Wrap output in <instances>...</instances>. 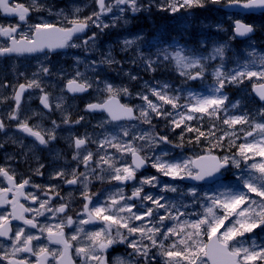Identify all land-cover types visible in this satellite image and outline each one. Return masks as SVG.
I'll return each instance as SVG.
<instances>
[{
	"label": "snow or ice",
	"instance_id": "1",
	"mask_svg": "<svg viewBox=\"0 0 264 264\" xmlns=\"http://www.w3.org/2000/svg\"><path fill=\"white\" fill-rule=\"evenodd\" d=\"M93 3L95 9L89 15L81 17L82 8L74 7L71 14L64 10L56 13L61 19L54 23L44 17L32 21L33 11H43L38 0H31L27 6L19 0H0V14L6 19L18 18L16 23H0V37L4 38L0 57L42 54L47 61L41 62L31 77L19 72L26 83L0 84V88H13L12 96L0 97V104L13 101L6 114L0 112V133L7 135L14 124L17 132L32 142L26 144L19 138L12 142L19 143L25 162L29 156L36 162L35 168L30 167L31 174L19 179L14 168L0 164V238L9 241L0 245V264H140L137 258H142L143 264H264V236L257 237V230L264 233V83L252 85L261 102L256 109L245 108L241 99L233 101L227 91L234 87L243 92L245 81L253 78L264 81V55L257 53L253 40L257 25L244 19L256 11L264 16V0ZM221 4L234 10L225 12L228 27L225 18L204 27L224 33L228 39L215 43L206 55L166 36L169 20H176L187 31L191 23L188 17H194L195 10ZM153 8L167 13L168 20L163 26L157 24L154 34L142 29L130 32V38L121 41V51L131 52L130 62L147 72L174 65L180 84L144 81L135 93L140 104L120 103L118 96L132 97L130 87L118 86L99 74L103 65L111 68L122 64L110 48L101 54L100 61L86 63L95 79L77 71L66 83L67 92L72 94L89 90L107 94L102 101L85 106V113L107 114L93 125L100 131L68 138L76 165L70 171L67 162L58 166L63 159L60 152L46 164L39 153L51 151L61 124L71 127L86 121L85 115L71 119L64 108V95L53 108L50 94L41 86L43 77L54 75L47 66L50 57L68 49L95 51L105 30L121 22L127 26L137 14L151 15ZM177 14L181 16L177 18ZM260 28L264 30V24ZM149 35L152 39L147 38ZM188 35L194 39L192 33ZM200 35L204 38L197 43L203 48L208 39L206 34ZM238 38L246 44L247 56L229 68L226 54ZM73 58L81 63L78 55ZM217 60L219 63L213 65ZM120 71L123 69L118 74ZM123 75L130 81L141 79L131 71H123ZM196 81L200 91L193 83ZM31 89L42 93L39 99L44 110L61 112L60 122L52 120L49 128L31 123L32 117L45 115L42 110L31 116L23 113L22 101ZM154 120L164 122L162 131H157ZM177 130L174 141L169 133ZM93 144L94 151L90 148ZM188 147L193 152L184 155ZM174 149H180V154H174ZM12 159L5 157L6 162ZM81 165L84 171L79 170ZM49 167L50 182L35 183L33 177H44ZM148 167L157 175H142L137 181L138 173ZM229 171L232 177L227 176ZM93 180L108 187L93 192ZM60 182L80 193L82 207L74 215L69 211L75 197L72 192L67 199L62 196ZM129 183L130 194L126 192ZM21 199L31 203L25 206ZM13 221L20 224L13 225ZM66 229L71 230L70 237ZM117 245L132 250L126 253L127 258L117 255L109 259L110 250Z\"/></svg>",
	"mask_w": 264,
	"mask_h": 264
},
{
	"label": "flooded vegetation",
	"instance_id": "2",
	"mask_svg": "<svg viewBox=\"0 0 264 264\" xmlns=\"http://www.w3.org/2000/svg\"><path fill=\"white\" fill-rule=\"evenodd\" d=\"M19 2L26 4V2L24 0H19ZM54 3H56V2H54ZM64 3H65L66 6H63L62 9L70 7L72 2L70 1V4H69V1L65 0ZM17 20H18V18H16V19L7 18L6 19V18L3 17L2 14H0V23H4V24L16 23ZM2 42L3 41L1 40L0 43H2ZM15 81H17V82L18 81L19 82L22 81V82L26 83V80L23 79L22 77L17 78ZM5 82L9 83L10 85H15L10 80H6V79L1 80L0 79V84L5 83ZM12 95H13V88L12 87L0 88V97H2V96H9L10 97ZM25 96H26V94L24 95V98H23V101H22V103H23V113L28 115V116H31L32 113L35 110L34 109L28 110V107L36 105V102L35 101H30V102L25 101ZM12 104H13V101H11V100L7 101V103H5V104H0V112H3V113L6 114L7 111L10 110V107H11ZM6 123H7V121H6ZM31 123L40 124L43 127V119L42 118L32 117ZM17 138L23 139L24 143H26V144H31V142H32L31 138H24V134L17 132L16 128L14 127V124H13V126H11L8 129L7 135H5L4 133H0V143H3V145H4L3 148H0V164L7 163L12 168H14L16 170V173H17V178L19 179V178H23V177H26V176L30 175L31 174L30 173V167L31 168H35L36 167V162H35V159L32 158L31 156H29L27 162H25V158L21 154V149H20L19 143H13L12 142L13 139H17ZM73 152H74V150H72V152L70 154H68L67 151H66L65 152V156L63 157L62 165H64L65 162H67L68 165H69V169H68L69 171H70V167H74V162L73 161H71V162L68 161V157H71ZM39 155L41 157H43V152L39 153ZM6 156H12V157H14V159H12L11 161H7L6 162L5 161V157ZM50 172H51V169L47 168L45 170L44 177L34 176L33 180L35 181V183H38V184L49 183L50 182L49 181V173ZM0 179H2V178H0ZM51 183H57V181H51ZM60 183H61L60 193L63 194L64 197L67 199L68 198V194L66 192V185H64L62 182H60ZM29 191H34V190L33 189H29ZM75 200H76V198H75ZM58 202L59 201L57 199L56 204H58ZM21 203H24L25 206H28L31 202L30 201H24L23 199H21ZM77 204H78V202L74 201L73 204H72V207H74V205H77ZM8 210L11 211L10 208ZM72 211H73V208L71 209V212ZM43 219L44 218H40L41 222H43Z\"/></svg>",
	"mask_w": 264,
	"mask_h": 264
},
{
	"label": "rangeland",
	"instance_id": "3",
	"mask_svg": "<svg viewBox=\"0 0 264 264\" xmlns=\"http://www.w3.org/2000/svg\"><path fill=\"white\" fill-rule=\"evenodd\" d=\"M212 11V14L214 15V16H218V19L217 20H215V21H213L212 22V18H207V20H201L200 22H198L197 23V28H198V31H201L200 32V34L201 33H204V34H206V36H207V39H208V43H207V45L206 46H204L203 48H200V46H199V44L197 43V41H199L200 39H202V38H204L203 36H201L200 34H198L197 35V38H196V40H194V44H193V47H196L200 52H202L203 54H207L209 51H211V49H212V47L214 46V44L215 43H218V39L219 38H222V37H224V39L225 40H227L228 39V36L227 35H225L224 33H217L216 32V30L214 29V28H205L204 27V25H206V24H214V23H216L217 21H219L220 19H222V18H225V14H217V11L216 10H211ZM66 14V13H65ZM253 23H255L256 25H257V31H258V34L257 35H255V36H253V40H255L256 41V48H257V53L258 54H261V55H264V30H262L261 28H260V25L261 24H264V16H262V20H257L256 18L255 19H253V21H252ZM122 23V22H121ZM229 21L227 22V19L225 18V26L226 27H228V25H229ZM121 26H118V30H120V35H118L117 36V39H118V41L121 43V41L124 39V38H126V37H129V33L130 32H136V31H139V30H141V29H135V30H133L132 29V26L131 25H127V26H125L124 28H120ZM201 28H202V30H201ZM143 30V32H146V30H144V29H142ZM230 34V33H229ZM130 38V37H129ZM180 44V43H179ZM181 45V44H180ZM195 45V46H194ZM188 46V45H187ZM121 48H122V44H121ZM124 53V52H123ZM234 54L233 55H231V63H230V65H227L229 68H232V67H235V64H236V61L237 60H239L240 62H243L244 61V59H245V57L247 56V52H246V44L245 43H243V42H241L240 43V48H238V49H235L234 50V52H233ZM114 55V54H113ZM115 56V55H114ZM85 61H87L88 63L91 61H88V60H85ZM82 63V62H81ZM217 63H219V62H217V61H212V64L213 65H215V64H217ZM19 64H21V62L20 63H15V62H10V67L12 68V69H15V67L17 66V65H19ZM75 64H77L76 63V61H75ZM80 64V63H79ZM173 67H174V65H173ZM123 70L124 71H131V69H129V68H123ZM52 71H54V70H52ZM209 71H211V69H209ZM132 72V71H131ZM133 74H135L134 72H132ZM101 76H103V77H105V78H107V79H109L110 80V82H112V83H114V84H116V85H118V86H120V85H126V86H129L128 84H129V82H131L126 76H124L123 75V72L122 73H119L118 74V72H114V76L111 78V77H108V76H104L102 73H99ZM92 79H95V76L94 77H92ZM211 80V77L209 76V78H208V81H210ZM144 82V81H143ZM143 82H141V85L143 84ZM247 82L248 81H245V85H244V91L243 92H241L240 90H238V89H236V88H234V87H232L233 89H235L236 91H234L233 92V94H232V96H230L231 98L236 94V92H239L238 93V96L237 97H235L234 98V100L233 101H235V100H237V99H241L242 100V98L243 97H246V96H249V94H247V91H248V86H247ZM256 82H260V81H257L256 80V78H253V80L251 81V82H248V83H250V84H252V83H256ZM194 83V85H195V82H193ZM200 83V82H199ZM229 89V88H228ZM201 89H198L197 91H200ZM96 92V91H95ZM249 93V92H248ZM96 94H98V95H100L99 93H97L96 92ZM133 94V93H132ZM256 109V108H255ZM60 115L62 116V114H61V112H60ZM97 121H99V120H96V121H94L95 123H97ZM156 122V124L157 123H161L162 121H157V120H155ZM145 129H147V128H145ZM169 135L173 138V135L171 134V133H169ZM173 140H174V138H173ZM175 141V140H174ZM191 152H193V149L192 150H190ZM185 155H188V154H185ZM229 174H230V176L232 177V172L231 171H229ZM144 175H154L152 172H149V173H147V174H144ZM140 179V178H139ZM162 179V178H161ZM163 180V179H162ZM168 179H166V181H167ZM122 247H123V251L122 252H120L118 255H121V256H124L125 258H127L126 257V253H128V252H131V251H124L125 250V246H123V245H121ZM114 256H116V255H114ZM137 259H139L140 260V264H143V263H141L142 261H143V259L142 258H137Z\"/></svg>",
	"mask_w": 264,
	"mask_h": 264
}]
</instances>
